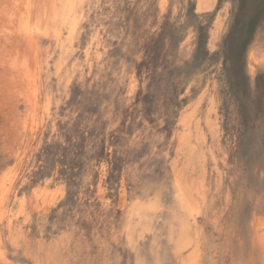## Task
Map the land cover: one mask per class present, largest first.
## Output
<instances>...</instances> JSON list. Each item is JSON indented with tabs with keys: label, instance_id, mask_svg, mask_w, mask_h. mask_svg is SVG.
<instances>
[{
	"label": "rangeland",
	"instance_id": "374dc122",
	"mask_svg": "<svg viewBox=\"0 0 264 264\" xmlns=\"http://www.w3.org/2000/svg\"><path fill=\"white\" fill-rule=\"evenodd\" d=\"M0 210V264H264V0H0Z\"/></svg>",
	"mask_w": 264,
	"mask_h": 264
},
{
	"label": "trees",
	"instance_id": "16d2710c",
	"mask_svg": "<svg viewBox=\"0 0 264 264\" xmlns=\"http://www.w3.org/2000/svg\"><path fill=\"white\" fill-rule=\"evenodd\" d=\"M209 51L206 49L205 46L199 47L196 51H195V55H194V60L197 61L199 59L202 58V55H206L208 54Z\"/></svg>",
	"mask_w": 264,
	"mask_h": 264
},
{
	"label": "bare ground",
	"instance_id": "6f19581e",
	"mask_svg": "<svg viewBox=\"0 0 264 264\" xmlns=\"http://www.w3.org/2000/svg\"><path fill=\"white\" fill-rule=\"evenodd\" d=\"M66 18V17H65ZM72 27V26H71ZM177 178V177H176ZM9 184V183H8ZM125 198V197H124ZM123 206V205H122ZM0 212H1V210H0ZM129 217V216H128ZM109 247V246H108ZM65 255V254H64ZM106 255V254H105ZM105 257V256H104ZM109 260H111V259H109ZM60 261V260H59ZM54 264V263H53ZM187 264V263H186Z\"/></svg>",
	"mask_w": 264,
	"mask_h": 264
}]
</instances>
